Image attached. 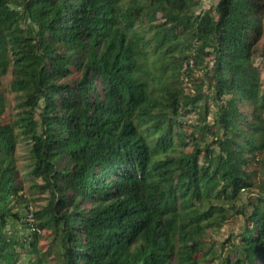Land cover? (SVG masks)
Masks as SVG:
<instances>
[{
  "label": "trees",
  "instance_id": "obj_1",
  "mask_svg": "<svg viewBox=\"0 0 264 264\" xmlns=\"http://www.w3.org/2000/svg\"><path fill=\"white\" fill-rule=\"evenodd\" d=\"M202 4L0 0V264H205L231 209L223 264H264V179L239 204L252 163L264 176V0ZM189 57L206 89L177 84Z\"/></svg>",
  "mask_w": 264,
  "mask_h": 264
},
{
  "label": "rangeland",
  "instance_id": "obj_2",
  "mask_svg": "<svg viewBox=\"0 0 264 264\" xmlns=\"http://www.w3.org/2000/svg\"><path fill=\"white\" fill-rule=\"evenodd\" d=\"M215 0H203L202 8L206 9L208 8L212 2ZM264 10V9H263ZM264 13V11H263ZM158 18L161 19V13L158 14ZM263 22H264V15H263ZM185 51L188 52V49ZM192 60V61H191ZM253 62L255 66L259 70L261 82H262V88L264 89V31L260 38V40L257 43V51L256 54L253 57ZM184 71L186 70L187 66L190 68L189 74L186 72L181 74V77L179 78V81L177 80V84L180 85L185 89L186 92H194L196 87H202L206 89V80L204 78V64H196L194 62V59L192 57H189L188 60H184ZM9 101L14 105L13 96H8ZM211 110H214L213 100L212 98L209 99ZM213 112V111H212ZM196 115L193 113H189L188 115H185L182 117V119L189 120V121H195ZM23 147L21 146L19 148L20 152V158L21 161L25 156L23 152ZM24 164V163H23ZM23 166V165H22ZM251 173H252V181L254 182L255 186L249 188H245L242 190V198L239 200V204L241 203H247L248 199H254L256 192L258 191L257 185L261 184L263 182L264 176L258 166L257 163H252V166L250 167ZM23 170V169H22ZM21 170V171H22ZM23 172V171H22ZM23 176V175H22ZM24 181L27 183L30 179L28 175H24ZM29 187V183L25 185V189ZM36 202H28L29 207H27L25 204L18 206V209L22 210L23 213V219L29 223H32L35 221L34 215L31 216L29 214V210H37L40 209L43 204H45L46 200L42 199L44 198L45 194L40 193L37 191L36 193ZM31 205V206H30ZM31 208V209H30ZM248 212H251V207H248ZM231 216L227 218L224 221H221L220 223L214 224L213 226L209 227L205 236V251H207V261L205 264H223L227 261L228 258L231 260H235L238 255V242L240 239L239 233L242 231L244 226V219L243 216L234 212L233 209H231ZM30 225V224H29ZM19 232V235L21 234H29L31 231L28 229L23 223L17 222L15 226L10 228V232L14 235ZM40 247L43 249H46L49 245V238L47 236V230L40 231Z\"/></svg>",
  "mask_w": 264,
  "mask_h": 264
},
{
  "label": "built area",
  "instance_id": "obj_3",
  "mask_svg": "<svg viewBox=\"0 0 264 264\" xmlns=\"http://www.w3.org/2000/svg\"><path fill=\"white\" fill-rule=\"evenodd\" d=\"M192 61V60H191ZM31 209V208H30ZM29 214H30V216H31V219H32V216H33V211H32V209L31 210H29ZM33 220V219H32Z\"/></svg>",
  "mask_w": 264,
  "mask_h": 264
}]
</instances>
